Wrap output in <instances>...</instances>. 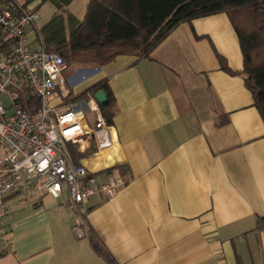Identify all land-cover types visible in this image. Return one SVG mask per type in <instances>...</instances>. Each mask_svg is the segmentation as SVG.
Returning a JSON list of instances; mask_svg holds the SVG:
<instances>
[{
  "label": "crops",
  "instance_id": "crops-1",
  "mask_svg": "<svg viewBox=\"0 0 264 264\" xmlns=\"http://www.w3.org/2000/svg\"><path fill=\"white\" fill-rule=\"evenodd\" d=\"M88 1L64 10L43 1L38 28L58 16L52 26L67 32ZM218 57L241 70L223 13L179 24L147 59L118 56L71 83L80 95L104 80L114 101L101 131L108 146L90 138L69 149L99 181L108 171L125 181L113 198L87 203V227L117 264H264V229L255 230L264 217V122L242 78L222 71ZM10 204L0 264H105L73 235L63 198L18 195Z\"/></svg>",
  "mask_w": 264,
  "mask_h": 264
},
{
  "label": "built area",
  "instance_id": "built-area-1",
  "mask_svg": "<svg viewBox=\"0 0 264 264\" xmlns=\"http://www.w3.org/2000/svg\"><path fill=\"white\" fill-rule=\"evenodd\" d=\"M43 1L0 0V255L9 248L10 199L41 193L63 198L73 212L72 232L81 239L88 201L111 199L125 183L114 171L99 181L71 158L69 146L79 149L90 138L98 149L108 146L101 132L106 122L93 94L78 102L69 88L76 76L63 79L62 57L45 49L36 9Z\"/></svg>",
  "mask_w": 264,
  "mask_h": 264
},
{
  "label": "trees",
  "instance_id": "trees-1",
  "mask_svg": "<svg viewBox=\"0 0 264 264\" xmlns=\"http://www.w3.org/2000/svg\"><path fill=\"white\" fill-rule=\"evenodd\" d=\"M29 1L32 0L22 3ZM52 1L58 10H64L71 2ZM220 13L227 16L242 56L240 71H231L225 60L218 57L220 69L242 78L253 106L264 122V0H89L82 20L72 23L67 32L62 23L52 26V21L58 16H54L39 32L45 49L62 57L65 71L69 67L95 69L118 56L147 59L179 24ZM99 90L106 97L99 108L105 121L110 123L114 101L107 82L102 80L91 85L83 95ZM262 229L264 217H257L255 230ZM85 230L84 238L93 252L105 264H117L90 229L86 227Z\"/></svg>",
  "mask_w": 264,
  "mask_h": 264
},
{
  "label": "rangeland",
  "instance_id": "rangeland-1",
  "mask_svg": "<svg viewBox=\"0 0 264 264\" xmlns=\"http://www.w3.org/2000/svg\"><path fill=\"white\" fill-rule=\"evenodd\" d=\"M39 12V11H38ZM39 15H41V18H43V13L41 12V13H39ZM80 69H84V68H76V67H69L68 68V71H65V72H63L62 73V78L63 79H67V78H69L70 76H76V74H77V72H78V70H80ZM85 69H93V68H85ZM69 75V77H67ZM81 76H84V75H81ZM75 79V78H74ZM68 87H69V85H68ZM71 90H72V92H75L76 91V87H74V86H70L69 87ZM74 96V95H73ZM71 97V98H74V97ZM77 99H78V102H84L87 98H86V96H84L83 95V92H82V94L81 95H77ZM91 115V114H90ZM89 114H87V117L89 118V119H91V116H90ZM73 233V232H72ZM74 235V234H73Z\"/></svg>",
  "mask_w": 264,
  "mask_h": 264
},
{
  "label": "water",
  "instance_id": "water-1",
  "mask_svg": "<svg viewBox=\"0 0 264 264\" xmlns=\"http://www.w3.org/2000/svg\"><path fill=\"white\" fill-rule=\"evenodd\" d=\"M94 70L95 69H80L78 70V72H79V75L81 76L82 74L93 72ZM93 97L99 104H103L106 101L105 94L102 90L95 92L93 94Z\"/></svg>",
  "mask_w": 264,
  "mask_h": 264
}]
</instances>
